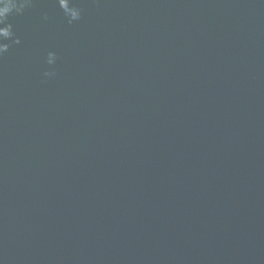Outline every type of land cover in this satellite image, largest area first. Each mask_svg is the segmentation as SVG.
<instances>
[{"label":"water","instance_id":"obj_1","mask_svg":"<svg viewBox=\"0 0 264 264\" xmlns=\"http://www.w3.org/2000/svg\"><path fill=\"white\" fill-rule=\"evenodd\" d=\"M8 23L0 264H264V0H33Z\"/></svg>","mask_w":264,"mask_h":264},{"label":"clouds","instance_id":"obj_2","mask_svg":"<svg viewBox=\"0 0 264 264\" xmlns=\"http://www.w3.org/2000/svg\"><path fill=\"white\" fill-rule=\"evenodd\" d=\"M33 0H0V36H14L12 25L8 23V18L13 14H23L25 9L32 6ZM81 20V9L76 8L71 13L70 22H78ZM7 49L0 47V57L4 55ZM49 76L55 74H46Z\"/></svg>","mask_w":264,"mask_h":264}]
</instances>
